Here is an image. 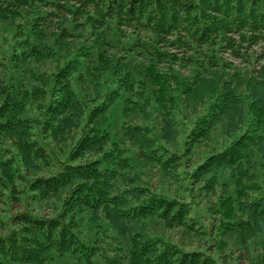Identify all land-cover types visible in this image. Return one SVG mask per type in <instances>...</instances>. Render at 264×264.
<instances>
[{"label":"trees","instance_id":"16d2710c","mask_svg":"<svg viewBox=\"0 0 264 264\" xmlns=\"http://www.w3.org/2000/svg\"><path fill=\"white\" fill-rule=\"evenodd\" d=\"M1 21L0 264H264V0Z\"/></svg>","mask_w":264,"mask_h":264},{"label":"rangeland","instance_id":"374dc122","mask_svg":"<svg viewBox=\"0 0 264 264\" xmlns=\"http://www.w3.org/2000/svg\"><path fill=\"white\" fill-rule=\"evenodd\" d=\"M64 1H67V0H63V2ZM69 1V0H68ZM71 4H73V5H75L74 4V2H72ZM3 11H2V14L3 15H5L6 16V18L7 19H9L10 21H12V18L10 17L11 16V13H10V10H8V9H6V8H4V9H2ZM23 10H26V11H24L23 13H25V12H28V10L29 9H23ZM43 10V9H42ZM44 12H48L49 11V9L48 8H44V10H43ZM62 13V12H61ZM60 14V13H59ZM63 14V13H62ZM60 16H63V15H61L60 14ZM67 18H69V16L68 15H65ZM21 19V18H20ZM52 22H55L54 21V19H52ZM0 23H4L5 24V22L4 21H1ZM54 26V24H52V27ZM55 29V28H54ZM52 31V30H51ZM57 32V31H56ZM55 32V33H56ZM87 36V35H86ZM80 42L82 41V42H84V41H86V40H84V39H80L79 40ZM73 42H76V41H73ZM261 45H253L251 48H250V50H249V53L251 54V55H253V56H250L251 57V59H252V61H254V62H256L257 63V67L259 68V66H263L264 67V58L263 57H261L262 55H260L261 54ZM109 51V50H108ZM260 55V56H259ZM224 59H226L228 62H230L231 64H233L234 66H241V67H243L242 66V64H246V62H242L241 61V59H239V58H237V57H234V56H232L231 54H229V53H227V54H225L224 56ZM185 74H187V73H185ZM18 208L19 207V205H17V204H15L14 205V208ZM24 210V209H23ZM34 211H36L38 214H40L41 216H44V217H51L52 216V214H51V211L49 210V209H44V208H42L41 210H39L38 208H35L34 209ZM179 238L180 239H182L180 236H179ZM184 242H186L185 240H184ZM187 244H190L192 247H196V246H198V243H197V241L196 240H189L188 241V243ZM211 251V250H210ZM227 254V253H226ZM233 257L235 258V260L237 259V258H240L241 257V255L239 254V253H237V252H235V254H233ZM237 263L238 264H247V262H246V260L243 258V257H241L240 259H238V261H237Z\"/></svg>","mask_w":264,"mask_h":264}]
</instances>
